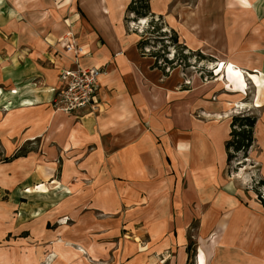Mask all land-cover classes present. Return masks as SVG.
I'll return each instance as SVG.
<instances>
[{
  "label": "crops",
  "instance_id": "1",
  "mask_svg": "<svg viewBox=\"0 0 264 264\" xmlns=\"http://www.w3.org/2000/svg\"><path fill=\"white\" fill-rule=\"evenodd\" d=\"M124 6L77 0L79 59L36 35L18 46L0 40V264H38L50 254L54 264H188L189 230L205 207L240 208L219 191L227 127L188 117L184 92L174 90L178 78L164 77L141 54ZM76 62L102 70L95 114L53 107L61 71ZM17 189L19 207L4 200ZM64 218L73 223L66 237L44 232ZM243 219L228 223L241 238L228 239L227 264H264V223Z\"/></svg>",
  "mask_w": 264,
  "mask_h": 264
},
{
  "label": "rangeland",
  "instance_id": "2",
  "mask_svg": "<svg viewBox=\"0 0 264 264\" xmlns=\"http://www.w3.org/2000/svg\"><path fill=\"white\" fill-rule=\"evenodd\" d=\"M120 1L125 4L123 23L127 32L138 39V44L146 43L143 47L146 55L153 56L152 60L163 67L164 77L178 78L174 90L184 92L188 117L216 125L221 130L226 126L225 145L233 117L256 119L255 142L247 153L248 158L244 159L246 153L242 151H233L234 159L225 167L224 185L219 190L235 196L240 208L232 210L230 202H222L225 207H220L219 211L213 210V203L207 205L203 218L194 221L189 230L188 264H199L200 258L203 264H227L228 239L230 236L241 238L234 235L233 226L229 228L230 218L241 217L251 224L264 223V207L258 198L259 193L264 198V0ZM135 1L139 6L141 2L148 5L145 17L130 11V4L138 6L134 5ZM77 13V0H0V40L10 42L12 39V44L18 46L27 44L31 36L36 35L46 46L51 42L56 49L64 44L65 32L77 33ZM5 28H11L10 35L5 33ZM229 63L239 67L240 77H244L247 85L245 91L237 86L240 78L228 73ZM44 187L37 186L33 190ZM23 191L32 192L30 189ZM10 196L4 200L18 207L24 201L19 197V189ZM18 207L12 211L15 221L20 218ZM72 224L67 218L59 219L43 230L48 235L63 230L61 235L66 237L67 226L72 228ZM61 226L64 228L60 229ZM123 233L125 238L131 236L126 229ZM7 239L10 242L15 238L9 236ZM135 242L141 251L147 249V243L140 238ZM75 249L85 254L80 246ZM82 259L72 263L79 264ZM53 260L50 254L39 263L54 264ZM27 264L36 263L28 261Z\"/></svg>",
  "mask_w": 264,
  "mask_h": 264
},
{
  "label": "built area",
  "instance_id": "3",
  "mask_svg": "<svg viewBox=\"0 0 264 264\" xmlns=\"http://www.w3.org/2000/svg\"><path fill=\"white\" fill-rule=\"evenodd\" d=\"M64 38V49L73 52L77 59L84 55L72 34ZM76 63L75 68L61 71L60 81L63 86L53 99V107L69 115L77 112L95 114L100 111L98 88L102 70L97 67L83 68Z\"/></svg>",
  "mask_w": 264,
  "mask_h": 264
},
{
  "label": "trees",
  "instance_id": "4",
  "mask_svg": "<svg viewBox=\"0 0 264 264\" xmlns=\"http://www.w3.org/2000/svg\"><path fill=\"white\" fill-rule=\"evenodd\" d=\"M148 0H145L144 2H146ZM143 2H141V6H139L138 4L134 5H138L137 7L133 6V3L130 4L129 9L130 11L136 12L138 15H140L141 17H145L146 11L149 10L148 5L146 4H142ZM147 3V2H146ZM174 41L177 42V37L174 38ZM146 43L141 42L138 44V48L139 51L141 52V54L143 56H147L150 57L148 55H146L145 51H144V46ZM158 56H155V59ZM153 58V56H152ZM153 68L159 69L161 71H164L163 67L158 65V62L156 61L154 63ZM255 126H256V119L255 118H251L250 116H242V117H238L235 116L232 118V121L230 123V134H229V140L226 143V151H227V162L228 165L233 161L234 157H233V151L235 152H244L246 153V155L244 156V159H247V153L248 151L252 148L255 139H254V130H255ZM21 156V153L17 154L15 156V158H19ZM258 198L261 201L262 206L264 207V198H262V196L260 195V193L258 194ZM188 251L190 253V247L188 248ZM190 260V258H189Z\"/></svg>",
  "mask_w": 264,
  "mask_h": 264
},
{
  "label": "bare ground",
  "instance_id": "5",
  "mask_svg": "<svg viewBox=\"0 0 264 264\" xmlns=\"http://www.w3.org/2000/svg\"><path fill=\"white\" fill-rule=\"evenodd\" d=\"M241 1V0H240ZM244 3V2H243ZM246 3H248V2H246ZM245 3V4H246ZM255 3V2H254ZM250 6H251V4L250 3H248ZM247 5V4H246ZM261 5V4H260ZM248 6V5H247ZM263 8V7H262ZM186 13V12H185ZM183 16V15H182ZM197 18V17H196ZM259 21V20H258ZM257 52H259V51H257ZM224 56V55H223ZM226 56V55H225ZM239 67H237L234 63H229L228 64V66H227V70H228V73L231 75V76H233V77H239L240 78V84H237V86L239 85V86H241V87H238V88H240V90H246V87H247V85H246V83H245V79H244V77L243 76H241L240 77V73H241V71L238 69ZM243 73V72H242ZM245 94V93H244ZM244 106V105H243ZM236 107H239V108H241L242 106L241 105H237ZM224 224V223H223ZM199 264H203V259L202 258H200V262H199Z\"/></svg>",
  "mask_w": 264,
  "mask_h": 264
}]
</instances>
